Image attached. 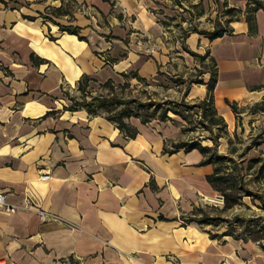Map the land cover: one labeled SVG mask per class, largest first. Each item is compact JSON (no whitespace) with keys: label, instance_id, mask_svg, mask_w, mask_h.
Masks as SVG:
<instances>
[{"label":"crops","instance_id":"obj_1","mask_svg":"<svg viewBox=\"0 0 264 264\" xmlns=\"http://www.w3.org/2000/svg\"><path fill=\"white\" fill-rule=\"evenodd\" d=\"M247 1L0 0V190L11 205L29 200L57 215L41 220L32 208L0 207V264H264V239L186 220L205 203L200 195L217 193L206 180L214 164H201L197 148L162 152L165 141L187 139L172 115L130 116L138 132L126 138L103 113L65 108L68 96L80 98L83 74L93 83L128 81L132 75L123 73L131 72L176 77L183 55L209 49L214 106L231 128L236 116L226 99L264 91V65L252 62L255 51L264 52V9L250 33ZM227 7L237 8L230 33L209 39L192 31L181 50L179 28L211 30ZM225 59L232 72L222 68ZM208 73L194 77L205 82ZM183 81L180 98L206 97L205 83Z\"/></svg>","mask_w":264,"mask_h":264},{"label":"rangeland","instance_id":"obj_2","mask_svg":"<svg viewBox=\"0 0 264 264\" xmlns=\"http://www.w3.org/2000/svg\"><path fill=\"white\" fill-rule=\"evenodd\" d=\"M261 2L263 3L264 0ZM236 13L237 11L234 12V15ZM192 24H185L184 27L179 28V40L182 41L180 45L181 50L186 46L184 39L189 34L186 32L196 27ZM207 50L208 55L204 61L201 60L200 54L191 55L188 53L189 55H183L185 57L180 59V61L182 60L181 69H183V71L179 73V76L174 77V74L165 77L158 75L145 79V81L129 76L128 81L126 77H124L122 82L117 83L113 81L109 86H103L101 83L97 82H89L88 87H86V98L88 99L89 95L95 94L106 95L117 93L121 97L134 96L138 98L139 96L140 99H147L146 97L148 96L155 98V100H157L156 102H161L160 100L163 98L179 99L186 85L183 81L184 79L186 80L189 77H194L195 74L198 75V73L205 68L209 69V73L206 76L207 78L212 72V55L209 53V49ZM253 54L252 62L254 66L264 65V52L260 50L255 51ZM222 56L221 47L218 46V57L221 59ZM195 63H197V65ZM132 73L133 72L129 75H132ZM79 92V99H81L83 94L81 90ZM262 94L263 96L260 97L257 94L251 93V95L248 94V96L250 95L251 97L249 96V98L239 101L238 105L243 109L240 113L239 120L235 118L234 126H231V128L226 127V133H223V135L217 138L219 141V151L224 153L227 152L235 159V161L226 159L225 161L217 162V166L220 167V174H229L225 179L217 182L221 189L217 190V193L224 196L226 193H229L239 199L235 204L225 209H223L224 205L218 207L209 202L202 204L201 207L204 211L210 213L212 216L218 217V219L214 220L215 223L213 222V225L203 224L209 231L224 232L226 230L228 231V229H233L231 233L238 234L241 237H261L264 239V202L258 197L254 198L251 195L244 194L243 189L239 188V181H242L244 185L251 190L259 191L264 194V111L259 110L255 113H250L248 109L256 101H261L264 98V91ZM195 101L198 100L195 99L193 102ZM187 102L190 103V100ZM176 108L184 115L191 114L186 106L181 105ZM195 110L196 108L191 109L192 112ZM99 111L103 113L106 112L104 108H101ZM168 112L174 117L175 123H182L184 126L192 128L186 132L183 138H185V136L186 138H192L198 135L197 137L202 139L203 144L210 145L213 141L210 136L212 137L214 134H219L221 132L217 125H214L210 130L200 125L198 120L203 119L202 116H200V111L197 115L192 117V120H185L182 114H176L171 110ZM231 149H236V151L230 152Z\"/></svg>","mask_w":264,"mask_h":264},{"label":"trees","instance_id":"obj_3","mask_svg":"<svg viewBox=\"0 0 264 264\" xmlns=\"http://www.w3.org/2000/svg\"><path fill=\"white\" fill-rule=\"evenodd\" d=\"M258 8L264 9V3H262L259 0H248L246 2L245 12H246V21L247 24H249V31L250 33H255L257 30V23L255 19V12L258 10ZM237 8L235 7H227L226 8V14L227 17L224 20H216L214 23V28L207 31H200L197 27H193V31H199L202 33H205L209 39H213L215 37H221L224 33H230L231 28L229 27V22L234 20L235 15L234 12L237 11ZM193 25V24H192ZM191 25V26H192ZM194 26V25H193ZM59 28L61 30H68L72 33H78V27H71L68 25H59ZM192 30H188L186 33L192 32ZM186 34V35H187ZM80 38L81 35H79ZM191 54H196L194 51L190 52ZM198 55V54H196ZM208 55V50L203 54L199 55L201 56V60L204 61V59ZM31 58L33 59L32 55ZM212 60V72L208 76V79L203 82L202 79H199L197 77L189 78L187 79V83L190 82H201L206 84V97L195 102V103H189L187 102L183 96H181L180 99H161V102H156L155 98L146 97L147 99H140L139 96L137 97H121L117 93H111V94H95V95H89V98H86L87 95V88L89 85V81L91 80V77L87 74H83L79 81H78V90L82 91L83 97L81 99H77L75 96H68L71 103L65 107L66 109L75 110L81 107H84L89 114H95V113H103L102 111H99L101 108H104L106 110L104 114L105 118L109 121H112L114 125L120 129L123 136L126 138H133L137 134L138 130L136 127H134L132 124H130L126 118L130 116L139 117L142 122H148L152 120L153 118H157L159 120L165 121L167 119H171V116L169 114V110L172 112L181 115V111H179L178 106H186L188 108L189 113L184 115L182 114L183 119L185 120H192V117L197 115L200 111V116H202L203 119L198 120L200 125H202L204 128L211 129L214 125H217L218 128L221 130L219 134H214V136H210V138L213 140L212 144L205 145L202 144L201 139L197 137L187 138L182 141H174V140H168L165 141L163 146V153H172L174 151H177L179 149H184L185 151H189L191 149H198L200 153L203 154V159L200 161L201 164H211L213 163V171L211 174L206 175V180L211 183L217 190H221L218 186L217 182L219 180H223L226 178V176H229L228 173L226 174H220V167L217 166L218 161H225L226 159L235 161L234 157L228 153H219L218 152V137L223 135V133H226V127L227 124L225 123L223 117L218 113L214 106V96L213 91L214 87L216 85L217 80V67H216V61L213 56H211ZM209 69H207L208 71ZM124 76H128L129 74L123 73ZM133 77H136L140 80L145 81L144 77H141L137 72L132 73ZM113 80L109 78L108 80L101 83L103 86H109L110 83H112ZM187 89V88H186ZM185 89V91H186ZM185 91L183 93H185ZM227 104L233 110L235 113L236 119L239 120L240 113L243 111L241 106L238 105L236 101H230L229 99H226ZM264 98L261 101H256L254 104H252L251 107H249L250 113H255L259 110L264 111ZM196 108L194 112L191 111V109ZM199 110V111H198ZM192 129L191 127L184 126L182 127V130L187 132L188 130ZM229 138V137H227ZM230 139V138H229ZM236 149H231L230 152H235ZM239 188L243 189L244 194L251 195L252 197H258L261 201L264 202V194L259 191H253L250 188L246 187L244 185V182L239 181ZM224 196V195H223ZM239 198L230 195L229 193L225 194L224 196V206L223 209L231 206L232 204H235ZM226 201V202H225ZM201 212V213H199ZM215 219H218L216 216H212L210 213L203 210L202 207H198L196 210H194L193 214L189 215L186 220L187 221H195L197 224L203 225V224H212ZM237 219V218H236ZM215 223V222H214ZM233 230V229H232ZM231 229H228V231L222 232V234H228L232 232ZM210 237H214L217 235V233H211L209 232ZM238 235V234H236ZM253 239H263L261 237H256ZM260 245L264 247V244L260 242Z\"/></svg>","mask_w":264,"mask_h":264},{"label":"built area","instance_id":"obj_4","mask_svg":"<svg viewBox=\"0 0 264 264\" xmlns=\"http://www.w3.org/2000/svg\"><path fill=\"white\" fill-rule=\"evenodd\" d=\"M42 178H49L50 174L49 173H43L41 175ZM200 200H202L203 202H209V203H213L214 205L218 206V207H222L224 205V196L221 194H213L212 197H206L203 195H200ZM0 207L4 209V211L6 212H13L15 211L18 207H23V208H32L37 212V215L39 216V218L41 220H46V219H56L57 215H53L50 212L46 211L45 209H41L39 207H37L36 205H34L33 202H30L29 200H27V203L24 204L23 206H18V205H11L10 203H8L5 200V193L3 191L0 190ZM2 264V263H1Z\"/></svg>","mask_w":264,"mask_h":264},{"label":"bare ground","instance_id":"obj_5","mask_svg":"<svg viewBox=\"0 0 264 264\" xmlns=\"http://www.w3.org/2000/svg\"><path fill=\"white\" fill-rule=\"evenodd\" d=\"M236 53H237L238 57L242 54V52L240 50H236ZM232 64H233V62H230L229 59H225L224 60V63L222 65V68L225 69V72L226 73H229V72H232L233 71ZM229 95H231V96H237V94H235V93H230ZM207 197H212V196H207Z\"/></svg>","mask_w":264,"mask_h":264}]
</instances>
